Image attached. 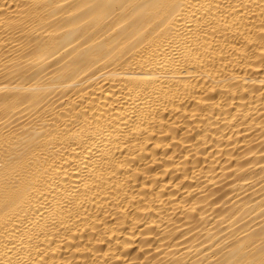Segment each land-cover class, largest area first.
Listing matches in <instances>:
<instances>
[{"label": "bare ground", "instance_id": "6f19581e", "mask_svg": "<svg viewBox=\"0 0 264 264\" xmlns=\"http://www.w3.org/2000/svg\"><path fill=\"white\" fill-rule=\"evenodd\" d=\"M0 264H264V0H0Z\"/></svg>", "mask_w": 264, "mask_h": 264}]
</instances>
